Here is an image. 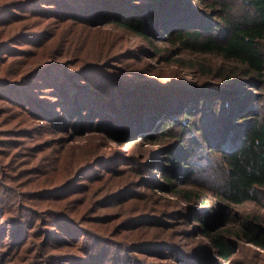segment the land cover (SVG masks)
<instances>
[{"label":"trees","instance_id":"16d2710c","mask_svg":"<svg viewBox=\"0 0 264 264\" xmlns=\"http://www.w3.org/2000/svg\"><path fill=\"white\" fill-rule=\"evenodd\" d=\"M134 1L0 0V264H158L150 261L146 254L161 246L173 248L175 244L172 240L147 238L145 235L148 234L135 223L148 221L145 219L156 221L152 226L173 223L160 220V212H144L153 208L139 200L142 197L135 192L138 189L136 180L142 179L140 189L151 190L150 187L158 185L188 202L208 204L206 198L202 200L197 192L187 188L189 183H195L191 176L184 175L188 172L182 173L184 167L189 168L195 161L206 159L205 154H188L187 157L168 154L166 162L152 164L150 174L146 172L148 168L138 169L140 162L137 169L120 170L114 178L107 166L104 175L99 174L95 180L89 177L86 182H78L77 178L89 175L91 163L72 169L70 164L67 166L63 162L62 156L56 158L46 153L49 149L46 140L34 141L46 131V125L64 123L66 119L75 122L84 115L79 93L89 76L92 77L89 81H94L104 91L101 93L106 95V100L118 90L113 82L128 93L138 94L168 91L185 81L179 78L171 80L174 82L164 81L140 71L116 73L108 65L114 59L121 61L125 57L119 52L110 56L108 53L113 46L102 48L96 56L91 55L92 59H86L85 49L74 38L70 43L67 40L66 24L87 25L88 28L114 24L142 35L150 43H154L151 34L159 26H165L166 39L177 42L182 50L230 62L228 68L209 66L210 76L216 74L223 79L214 84L220 95L216 93L212 98L207 89L198 91L193 95L194 106L180 104L185 114L182 117L172 114L173 119L169 117L153 138L157 140L178 125L179 136H182L179 140L186 137L185 132L195 131L200 139L198 150L193 149V152H202L200 145H207L210 151H223L216 167L205 175L204 180L211 178L216 182L215 186L206 184V188L211 189L217 204L262 207L264 0H210V12L218 11L220 19L212 20L210 30L205 32L184 28L190 23L187 19L183 20L187 22L179 20L180 17L168 19L169 15L172 17L188 9L189 0H147L140 4ZM70 32L73 35V31ZM67 56L71 60L62 59ZM78 59H83L79 66L76 65ZM103 71L105 73L101 74ZM112 73L115 74L111 77ZM249 86L251 91L257 89V92L243 89ZM47 89H50L49 94H55L48 102L59 104V115L54 117L41 113L45 106L39 101L44 97L38 96L37 92ZM198 98L204 100L198 103ZM91 108L94 110L90 113L97 110ZM198 115L209 116L215 123L224 124L226 130L232 129L226 137L233 132L234 139L231 141L222 136L214 144L205 131L206 127L214 125L207 126L206 122L204 128L200 127ZM187 118L193 122L186 123ZM38 121L41 124H37ZM112 124L116 126L118 122ZM18 138L24 140L16 144ZM180 144L186 147L185 142L180 141ZM156 172L161 180L151 182L150 175L154 177ZM59 174H64L62 182L53 181L47 185ZM58 179H61L60 175ZM198 185L205 187L202 183ZM73 189L76 190L72 196L59 197ZM134 200L139 203L131 204ZM54 202L55 207H50ZM208 206L206 210L213 214L218 212L214 204ZM114 207L119 209L99 213L101 209ZM158 210L156 206V212ZM180 213L184 214L183 211ZM193 217L194 221H199L201 234L209 238L211 247L208 248L224 259H231L236 247L225 239L224 232L211 229L213 223L208 214ZM258 221H264V215L248 214L237 234L264 249V235L258 233L261 227L254 225L258 226ZM83 238L88 242L81 244ZM51 249L55 252L50 253ZM43 255L42 260L36 259ZM108 259L113 260L107 262Z\"/></svg>","mask_w":264,"mask_h":264},{"label":"rangeland","instance_id":"374dc122","mask_svg":"<svg viewBox=\"0 0 264 264\" xmlns=\"http://www.w3.org/2000/svg\"><path fill=\"white\" fill-rule=\"evenodd\" d=\"M134 2L139 4L141 2L147 3V0H136ZM210 2V0H189L188 9L172 17L169 15L168 19L180 17L181 19L179 20L187 19L190 22L184 28H190L191 30L200 29L204 32L208 29L210 30L211 21L214 20L213 22H215L220 19L218 11L215 13L210 12ZM153 26L151 24L152 28ZM64 28L69 31L67 39L69 43L74 38V41L85 49L86 59H92L91 55L96 56L97 51L110 46H113L111 53H108L110 56L116 52L122 53L125 57L123 60L114 59L108 65L116 73L129 74L140 71L147 75H155L164 81L178 78L185 81L182 85L175 84L176 87L168 91L138 94L128 93L125 88L113 82L112 84L118 90L112 92L113 97H109L106 100V95L101 93L104 91L94 81H89L92 78L89 76L86 80L87 83H84L86 86L79 93V100L82 102L80 108L85 110L84 115L82 116L81 114L75 122H70L66 119L64 123L46 125L48 127L46 131L40 133L34 141L46 140V146L49 148L46 153H50L56 158L59 155L62 156L63 162L67 166L70 164L72 169L91 163L92 168L88 173L89 175L77 178L78 182H86L89 177L92 181L95 180L99 174L102 173L104 175L106 168L108 169L107 166H109L114 178H117L116 176L118 175L116 174L120 170L137 169V163L139 164L140 162L142 164L138 169L148 168L149 170L146 172L150 174L152 164L156 165L159 163L161 165V163L166 162L168 154H184L186 157L188 154H205L203 156L206 159L195 161L189 168L184 167L182 173L188 172L187 175H184L187 177L191 176L190 179L195 183L194 185L189 183L187 188L197 192L202 200L206 198L208 204H205L204 201L201 203L188 202L180 195L167 193L164 188L158 187V185L150 187L151 190L148 188L140 189L142 179L136 180L135 186L138 189L135 192L142 197L139 200L142 203L146 202L150 208H153L144 212L148 214H158L160 212V220L166 219L168 220L167 222L171 221L173 223L168 226H152L151 224L156 221L151 219L135 223L137 228H142L143 233L148 234L145 235L147 238L167 242L172 240L175 244L173 248L161 246L158 249H154L151 252L152 254H146L147 257L150 261L158 264H264V249L247 242L237 234L240 225L248 214H253V216L264 215V201L261 208L253 205H249L247 208L231 207L224 202V206H219L211 189L206 188V184H210V186L216 185L214 179L208 178L204 181L205 175L216 167L215 164H217V160L223 151H210V148L206 147L207 145H200L199 147L203 151L200 153L193 152L192 150L198 147L200 138L195 131H188L185 132L186 137L179 140V138H182V136H179L180 125L172 128L167 134H163L164 136L161 135L157 140L153 138V136L160 133L168 118H172V114H180L181 117L185 114V109H180V104L187 105L186 107L191 106L195 101L193 95L198 91L207 89L212 98L216 97V93L220 95L219 89L214 84L223 82V79L218 78L216 74L210 76L209 66L220 65L223 68H228L231 63L215 56L200 55L192 51L182 50L177 42L166 39L165 26H159L158 30L151 34L154 43L148 42L147 38L142 35L114 24H103L94 28H88L87 25L81 24H66ZM70 31H73V35ZM67 45L69 44L67 43ZM62 59L71 60V57H62ZM82 60L78 59L76 65L79 66ZM102 73H105V71ZM113 74L115 73L110 74V76L112 77ZM243 89L247 92L252 90L250 86ZM49 90H39L37 95L44 97L43 100L39 101L42 106H45L41 113H44L46 117H54L59 115V104L52 105L48 102L55 95L53 93L49 94ZM251 92H257V89ZM202 100L204 99L198 98V103ZM91 107H95L97 110L94 113H90L94 110ZM131 107H134L132 111L130 110ZM198 117L200 118V127L204 128L206 122H208L207 126L210 123L214 125L212 128L206 127L207 129H205L210 134V140L214 144L218 137H226L232 131V129L226 130L224 124L215 123L209 116L198 115ZM226 119L229 121L228 117ZM114 121L118 122L116 126L112 124ZM188 122L191 123L193 120L190 121L187 118L186 123ZM37 124H41V121H38ZM234 134L232 132L226 138L232 141ZM18 139L16 144H20L24 140V138ZM180 141L185 142L186 147H184L185 145L182 146ZM28 145L30 144L28 143ZM155 165L154 168H156ZM129 166L131 168H128ZM131 172L134 171L132 170ZM59 175L61 179H58ZM59 175L50 179L47 185H50L53 181L62 182L64 174ZM158 180L160 181L161 177L157 172L154 173V177L150 175L151 182ZM198 183H202L205 187H199ZM75 190H68L59 195V197L72 196ZM55 203L50 204V207H55ZM138 203V200L131 202L133 205ZM209 204H214L217 207L218 212L216 214L206 210V208H209ZM156 206L159 208L157 212ZM118 209L117 207L101 209L99 213L116 212ZM182 211L184 214L181 215L180 212ZM207 214L213 223L211 229L214 232H224L225 239L236 247V252L231 259H224L219 256V253L208 248L209 246L211 247L209 238L201 234L199 221L193 220L194 215L204 216ZM258 224V226L254 224L256 227H261L258 228V233L264 235V221H258ZM78 238H80V235ZM84 240L85 238L80 243L88 242L87 238L86 241ZM36 244L34 242V246ZM54 252L55 250L51 249L50 253ZM44 256L36 259L42 260ZM110 260L113 259H108L107 262H111Z\"/></svg>","mask_w":264,"mask_h":264}]
</instances>
